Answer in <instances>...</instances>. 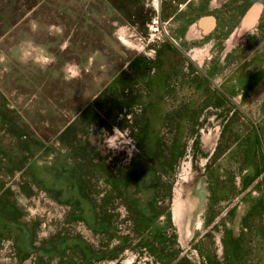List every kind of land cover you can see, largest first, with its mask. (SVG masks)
Returning <instances> with one entry per match:
<instances>
[{"label": "rangeland", "instance_id": "rangeland-1", "mask_svg": "<svg viewBox=\"0 0 264 264\" xmlns=\"http://www.w3.org/2000/svg\"><path fill=\"white\" fill-rule=\"evenodd\" d=\"M8 126L0 264H264V0H0Z\"/></svg>", "mask_w": 264, "mask_h": 264}, {"label": "bare ground", "instance_id": "bare-ground-1", "mask_svg": "<svg viewBox=\"0 0 264 264\" xmlns=\"http://www.w3.org/2000/svg\"><path fill=\"white\" fill-rule=\"evenodd\" d=\"M13 127L16 129L15 132L12 130V129H14ZM18 132L19 131H18V129L15 126H8L7 130H5V133L4 134H2V133L0 134V144H1V146L6 148V149H12L13 151L16 150L17 152H19V151L21 152V150H22L21 146H25L26 143H28V142L27 141H24V142L20 141L18 139L19 137H17V135H16V133L19 134ZM14 136H16V137H14ZM12 138H14V139H12ZM18 141H20L19 145H17ZM22 155H24V154H22ZM17 156H18V154H17ZM20 157L17 158V161L19 160ZM13 160L11 161V164H10V166H11L10 168L11 169H14L16 167V165H17L16 163L13 162ZM7 162H10V160L8 159ZM25 186L26 185H24L21 189L26 195H28V193H27L28 190H27V188Z\"/></svg>", "mask_w": 264, "mask_h": 264}, {"label": "clouds", "instance_id": "clouds-1", "mask_svg": "<svg viewBox=\"0 0 264 264\" xmlns=\"http://www.w3.org/2000/svg\"><path fill=\"white\" fill-rule=\"evenodd\" d=\"M50 61L47 59V57L43 58V63H49ZM76 66L75 65H70L68 67V72L70 73L71 77H76L79 75V72L75 70Z\"/></svg>", "mask_w": 264, "mask_h": 264}, {"label": "crops", "instance_id": "crops-1", "mask_svg": "<svg viewBox=\"0 0 264 264\" xmlns=\"http://www.w3.org/2000/svg\"><path fill=\"white\" fill-rule=\"evenodd\" d=\"M219 2H222V1H219ZM223 3V2H222Z\"/></svg>", "mask_w": 264, "mask_h": 264}]
</instances>
